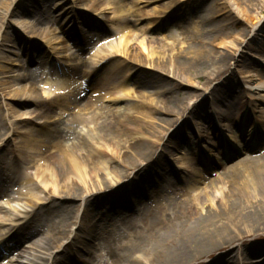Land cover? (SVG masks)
<instances>
[{
  "label": "bare ground",
  "instance_id": "bare-ground-1",
  "mask_svg": "<svg viewBox=\"0 0 264 264\" xmlns=\"http://www.w3.org/2000/svg\"><path fill=\"white\" fill-rule=\"evenodd\" d=\"M24 1L16 0L17 5L12 11L10 7L3 12L0 11V15L4 14L2 23H5L9 16L21 14L28 17L30 15L32 22L25 21V27L27 26L32 37L43 34L44 30L41 27L45 20L51 17L48 8L45 9V7L52 0H40L44 10L39 9V13H36V7L34 9L32 6L31 11L17 9ZM252 1H255L257 5H251L255 7V13L250 14L242 8L245 1H236L246 26L244 28L247 29L242 30L241 39H238L242 46L248 38L246 31L253 33L257 32L259 26L261 30L264 28V0ZM123 2L104 5L102 0H88L90 14H100L104 18L103 21L98 22L99 30L91 37V40L76 44V53H70V47L63 44L60 49L61 54L58 56L41 55L39 64L41 70H44V86H47L41 95L50 102V110L41 115L43 121L37 130L17 129L18 124L24 121L26 115H29L21 112L19 107L25 106L24 104L28 101L38 104L41 100L36 93L34 80L37 77L34 72H23L17 78L16 83L28 81L31 82L32 87L31 89L26 86L17 87L12 91L13 94L9 93L8 96L14 104L0 102V151L8 141H13L15 138L16 142L11 156L6 157L4 162H0V199L8 198L6 202H0V228H3L0 229V257L15 254L18 250L14 249L17 247L21 250L13 258L7 257L5 261H8V264L20 263L22 258H26V261L21 264H35L42 261L44 264H49L53 255L43 243L34 242L30 244L31 247H24L25 243L33 240V234H24L23 227L33 220L38 222L46 220L48 212L55 210L64 212V215L70 218V223L76 227L79 226L78 230H81L85 226L84 221L89 213L103 207L105 212H101L98 222L94 223L89 231L92 237H94L93 233L98 234L102 227H119L120 224H128L125 221L141 224L152 211L161 224L168 221L173 223L171 233L164 232L163 235H159L154 246L128 260L130 264H197L199 261L208 260L211 255H215L221 249L236 245L238 248L247 238L264 233V154H262L264 151V82L255 88H252L253 80L250 82L251 88H243L240 82H231L230 95H233L235 99L234 106L228 96L223 97L221 99L223 108L214 110L213 117L208 121V129L194 134L187 143V150L183 148L175 156L168 152L172 160L170 167L163 168L164 172L159 175L161 182L152 180V185L141 192L131 187L128 188V192L122 189L119 191V187L129 184L123 180L128 172L126 180L130 177L135 180L137 175L145 171L146 162L154 158L155 153L149 147L138 145V143L144 139L152 145L160 146L162 141H158L156 137V128L160 125L156 122L161 121L165 127L172 123L165 118L146 123L149 118H152L151 113L155 111L154 109H160L161 113L168 117L177 114L186 115L189 111L184 100L178 104L162 98L158 101H144L143 96L146 98V95L138 92L136 88L140 83L138 78H141L137 76L138 78L135 79L137 75L135 70L140 65L134 66L130 57L137 55L139 51L142 52L148 60V67L166 70L165 72L176 80L177 86H190L195 78L199 79L198 73L202 72L207 79L203 86L206 93L210 90L212 80L220 77L222 72L230 70V56L218 55L216 52L218 47L216 42L221 40L223 33L229 30V26L224 23L225 18L222 19L224 14L221 10L224 8L214 12L210 9L204 10L205 12L203 11L204 13L199 16L200 23L203 25L202 29L198 28L199 22L193 23L196 27H189L187 20H191V16L194 17V15H191L190 10L182 11L183 15L184 13L187 15V24L178 26L177 22L175 26L178 31H170L169 35L172 41L182 44L187 41L186 35L189 32L191 38H189L188 49L176 50L162 44L159 38H155V31H166L170 27L169 22L176 17L178 10L167 7L171 6V2L131 0V3L127 5ZM140 5H144L149 10V18H145L141 9L137 8ZM163 5H166L167 9ZM226 6L230 12L229 4ZM58 16H63V13ZM255 19L256 22H253ZM240 22L242 20L237 19L236 26L240 25ZM55 32L57 34L59 31L55 30ZM4 34L3 36L0 32V41L5 39L10 43L14 42L9 33ZM92 41L106 48H103L101 52L91 53L89 60L85 61L83 54L86 46H90ZM27 43L30 46L34 44L30 41ZM14 44L18 52L26 51L25 45ZM245 53L247 51L243 50L239 59L236 53H231L232 61L237 59L235 65L243 66L239 73L237 70L234 72L235 75L236 73L243 75L244 61L248 56ZM119 55H122L124 60L117 59ZM255 61L264 62V58L256 56ZM78 71L81 73V82L76 78ZM259 71L258 76L262 78L264 73ZM244 73L249 72L244 71ZM145 83L146 87L155 84L148 79ZM4 85L3 82L0 83V86ZM172 90L173 87L168 85L162 86L159 92L167 96L173 92ZM89 93L92 96L86 98ZM85 98L86 101H84ZM126 101H133L130 109L138 114L143 122L138 120L137 124H132L130 132L122 129L124 123L117 122L119 125L115 127L114 133L106 136L100 134L103 140L92 148L93 150L83 151L80 144L73 143L71 147L64 145L62 138L65 133H72L71 129L64 130L62 134L50 129L55 123L56 113L61 109L69 112L70 124L83 126L89 124L91 130L94 127L112 126V119L101 123L99 122L101 118L96 113L89 118L80 117L75 111L81 106L75 104L85 102L81 111L83 112L94 110L98 102L126 103ZM72 105H75L74 112H72ZM234 107L239 111H234ZM250 121L252 125H255L247 134L244 130ZM152 123L157 126L155 127ZM216 125L221 126L220 136L211 133ZM149 128L150 131L147 132ZM234 129L236 130L233 131ZM203 140L207 141V145L201 144ZM173 150L177 151L174 148ZM194 150H197L196 159L199 161L200 169L191 162ZM240 151L259 154L253 158L241 159L235 165L227 167V163ZM128 155L134 161H124V157ZM115 162H124L122 167L127 173L121 175L120 169H112L110 165ZM167 172L175 175L173 184H168L167 188L171 193L177 192L176 195L167 200L169 193L162 190L159 195L151 198L152 200L146 198L151 192L160 188L162 181L167 179ZM21 185L26 186L25 193L16 190V187ZM108 188L118 191L120 195L130 193L134 201L143 198L146 200L136 205L121 206L122 203L118 200L109 198L106 201L88 205V199L91 196L105 194ZM79 197H81V206L87 205L85 217L81 221L80 214L76 216L73 208L64 204L68 198ZM174 206L178 211L174 212L173 216H168V209ZM5 226L8 228H4ZM52 232L59 240L67 238V246L75 245V239L71 240L72 237L68 236L67 229L56 226ZM17 233L22 240L18 241ZM71 233L74 234V229ZM89 234L87 238L82 239L84 245L90 243ZM15 238L17 243L9 247L7 243ZM59 248L61 249V246ZM262 248L254 249L249 255L243 250L241 254L236 251L230 257L219 260V263L264 264V259L252 260V257L262 252ZM85 251L87 253V250ZM88 253L93 256L90 250ZM107 254L109 255V252ZM232 256L235 260L230 261ZM73 258L72 264H88L82 255H74Z\"/></svg>",
  "mask_w": 264,
  "mask_h": 264
},
{
  "label": "rangeland",
  "instance_id": "rangeland-1",
  "mask_svg": "<svg viewBox=\"0 0 264 264\" xmlns=\"http://www.w3.org/2000/svg\"><path fill=\"white\" fill-rule=\"evenodd\" d=\"M16 0H0V11H5L7 8L10 7L11 11L13 8L17 5ZM124 1V2H123ZM236 1L241 0H166V3L171 2V7L175 10H178V13L176 14V17L172 18V20L169 22V29L166 31H155V38H159L162 44L169 45L172 48L178 50V49H188V43L190 44L189 38H191V33L189 32L186 36V42L182 44L181 42L175 43L172 41L169 33L171 32H177L178 28L175 26L177 22L179 23L178 26H184L186 25V16L185 13H181L182 11L186 12V10H190L191 20H187L189 22V27H196L193 25V23L199 22V29L203 28V25L200 23L201 14H203L205 11L210 9L211 12H214L215 10H219L220 8H224L222 13L224 14L222 16V19L225 18L224 23L229 26V30H227L225 33H223V38L216 42L217 47V54H225L229 55V67L230 70L226 72H222L220 77L217 79L212 80V83L210 85V90L208 93H206V90L203 89V86L207 82V79H205V76L202 72L198 73L199 79H196L192 81L190 86H177L176 80L173 79L172 75H169L167 72L161 70V69H152L148 67V60H146V57L143 55L142 52L139 51L141 54H137L135 56L130 57V60L134 62L135 65H140L139 68H136L135 79H137V76H140L141 79L138 78L139 82L137 91L141 94H145L146 98L143 96L144 101H158V99H165L170 100L174 104H178L181 100H184L186 108H189V111L186 115H179L177 114L172 115L168 117L166 114H162L160 109H154L155 111L152 112V118H149L146 123L148 122H156V120L165 118L169 122L172 121L170 126L165 127L161 124V121L156 122V124L160 125L159 127L155 124H153L155 127L157 126L156 130V137L158 141H162L160 146L152 145L151 143L145 141L142 139L138 145H143L149 147L150 150L155 153L154 158L150 159V161L146 162L145 171L140 173V175H137L135 180L133 177H130L126 180L127 176L129 175V172L125 169H123L122 163H112L110 166L112 169H120V174L124 175L127 173L125 179V182L129 183L127 185H123L119 187V191L122 189L124 191L128 192V188L133 190H146V188L151 184L152 180L158 182L160 181L159 175L163 171V168L170 167V163L172 160V157L169 156L168 152L173 153V156L178 154L180 150L184 148V150H187L188 145L187 143L192 139L194 134H197V132H201L203 130H207L209 126V120L213 117V113L215 112V109L223 108V103L221 102V99L223 97L228 96L231 100V104H235V99L233 98V95H230L231 89L230 85L231 82L236 81V83L240 82L243 88L249 87L251 88L250 82L254 81V86L252 88H255V86L260 85V83L264 82V76L261 78L258 76L260 74V71H263L264 73V62L255 61V57L259 56L261 58H264V28L261 30V26L258 27L256 30L257 32H248L246 31V34L248 38H246V43L240 45L241 41H238V39H241L242 30H247L246 26H244V20L242 18V14L239 12ZM245 1L243 5V9L249 13H255V7L251 6L257 5L255 1L252 0H242ZM103 4H117V3H125L127 5L128 3H131V0H102ZM15 3V4H14ZM18 3V2H17ZM165 3V4H166ZM88 0H52L46 5L45 9L48 8L49 13L51 14V17L45 20L44 24L42 25L41 29L44 30L43 34L38 35L36 37H32L31 33L29 32L27 26L25 27L24 23L32 22V19L30 15L28 17H24V15H14L13 17L9 16L5 23H2L4 20V14L0 15V32L4 36L5 32L9 33V36H11L14 39L13 43L8 42L7 40H1L0 41V83H4V86H0V102L8 103V104H14V101H11V98L8 96L9 93H12L17 87L26 86L27 88L31 89V82H17V78L19 75H21L23 72H34V75L37 77L34 80V84L37 88V96L41 99L38 104H36L33 101H28L24 105L19 107L21 109V112H26L29 115H26L23 122H20L18 124L17 129H26V130H37V127L42 123L43 119L41 118V115L50 110L49 104L50 102L46 101L42 97L43 89L47 86H44L45 82V75L43 74L44 70H41L40 62H41V55L48 56L49 54H55L58 56L61 54V48L63 44H67L70 47V53H76L75 45L78 43H84L85 41L91 40V37L94 36L96 33L98 22L103 21L104 18H102V15L100 14H90V8H88ZM226 4H229L231 10L229 12V8H227ZM36 7L35 11L36 13H39V9L44 10L43 4H41L40 0H25L22 5L18 6L17 9H22L27 11L33 10L32 8ZM57 6V8H55ZM131 7V6H129ZM165 9H167L166 5H163ZM162 7V8H163ZM137 8L141 9V13L143 16H146L145 18H149V10L145 8V6H139ZM203 8V9H201ZM241 8V10H243ZM163 9V10H165ZM201 9V10H198ZM204 11V12H203ZM63 13V16L59 17ZM75 14V15H74ZM74 16V18H73ZM158 17L157 15H155ZM264 16V14H263ZM261 16V18L263 17ZM237 19L242 20L240 22L241 24L236 26L235 21ZM130 20V18H129ZM256 22V19L255 21ZM157 24H160V22H157ZM2 25V26H1ZM187 27V26H185ZM56 31H59L56 34ZM81 30V31H80ZM79 31V34H78ZM81 32V33H80ZM251 33V34H249ZM245 34V33H244ZM30 41L31 43H34L32 46L27 43ZM18 43L21 45H25V52H18V49L16 48V44ZM234 43V44H232ZM235 45V46H234ZM232 47H235V49H232ZM28 48V50H27ZM103 48H106L105 46L97 45L95 41H92L90 43V46H86V51L83 54V58L85 61L89 60L91 57V53L97 51L101 52ZM239 49V52L237 53ZM240 49L241 52L247 51L248 54L246 60L244 61L245 70L243 69V75L239 73L242 70V67H237L235 65V60L232 61L233 55L231 56V53H236L237 58L240 57ZM14 52L19 53L15 55ZM235 57V56H234ZM117 59L124 60V57L122 55L117 56ZM19 61V62H18ZM16 64H20L21 66H17ZM237 70V77L234 74V72ZM244 71L249 73H244ZM235 75V76H234ZM77 81L81 80V73L78 71L76 73ZM152 81L155 83L154 85H150L146 87V80ZM81 82V81H80ZM170 85L173 87V92L170 93L167 96L160 94V89L162 86H168ZM150 87V88H149ZM248 89V88H247ZM221 90V91H219ZM14 93V92H13ZM12 93V94H13ZM88 96L86 98L91 97V93L87 94ZM185 95V96H184ZM249 96V94L247 93ZM192 96V97H191ZM185 97V98H184ZM86 98L84 101H86ZM25 102V101H24ZM78 103V104H77ZM75 105L81 106L80 109L76 110V114L79 115L82 118H89L92 117L94 113L99 114L101 123H105L107 121L112 119L113 125L112 126H105V127H98L93 130L89 128V124L87 126L83 125H77V124H70L69 123V112L65 109H61L58 111L55 115V123L51 126V131H56L57 133H61L64 130L71 129L73 130L72 133L64 134L63 136V143L64 145L71 147L72 144H80L81 149L84 151L85 149L93 150L92 148H95V146L99 145V142H102L103 138L100 137V134L103 136H106L107 134H112L115 131V127L119 124L117 122L124 123V126H122V129L126 132H130L132 129V124H137L138 120L142 121L140 119V116L138 114H135L133 110L130 109V106L133 105V101H126L125 102H115V103H109V102H98L97 107H95L94 110L91 111H82V108L84 107L83 103L77 102ZM72 112H74V106ZM234 111H239L236 107L233 108ZM243 111V110H242ZM109 122V121H108ZM143 122V121H142ZM167 124V123H166ZM170 124V123H169ZM255 125V124H254ZM252 121L248 123V127L244 130V132L248 134L253 127ZM205 128V129H204ZM221 126L216 125L212 129L211 133L215 134L217 136L221 135ZM238 129V128H237ZM40 130V129H39ZM234 129L233 131H235ZM51 131H44V132H51ZM147 132L150 131L146 130ZM243 131V129H242ZM235 133V132H234ZM250 133V132H249ZM236 135V134H234ZM15 140V138H14ZM8 141L6 146L0 151V162H4L6 157H10L13 151L15 150V141ZM207 141L201 142V144L207 145ZM215 142V141H214ZM222 142V141H221ZM227 142V141H226ZM223 143V142H222ZM176 149L177 151L173 150ZM260 150V148L258 149ZM196 152L197 150H194L192 153V164L197 166V168L200 169V164L198 159H196ZM258 152V151H256ZM262 152V151H261ZM259 153H250L246 151H240L234 155V158L227 163V167L235 165L238 161L241 159H247L250 157H256ZM264 154V151L262 152ZM167 155V156H166ZM124 161H134L133 158H131L130 155L124 157ZM226 167V166H225ZM226 167V168H227ZM224 168V169H226ZM223 172V171H221ZM167 174V175H166ZM166 180L162 181V184L159 189H156L154 192H151V194L146 198H152L159 195L162 190H166L168 184L173 183L175 180V175L171 174L170 172H167ZM158 177V178H156ZM210 177V176H208ZM123 187V188H122ZM145 188V189H144ZM16 190L19 192H26L27 188L24 185L16 187ZM105 194H97V196H91L88 199V205L92 203H98L108 200L109 198L113 200H118L120 203H122L121 206H124L126 204L136 205L141 202H145L143 200H146L145 198L141 200H133L132 195L130 193H124L122 195L119 194L118 191L114 189H106ZM14 195V194H13ZM83 196V195H82ZM81 196V197H82ZM66 199L65 205L69 206V208H73V213L77 215L80 214L79 220L81 221L83 217H85L86 212V206H81L80 199ZM118 197V199H117ZM151 199V200H152ZM8 200L7 197L1 198L0 201L6 202ZM82 207V208H81ZM103 208V207H102ZM97 209L89 213L87 219L84 221V228L81 230H78L79 226L76 227V225L71 224L70 218L66 215H64V212H60V210H55L48 212V218L44 221H36L33 220L32 222H29L26 224L23 228L24 234H33V240L25 243L24 247H31L30 244H33L34 242H41L43 243L44 247L48 249L49 252L52 253L53 257L52 260L49 262V264H72V259H74V255H82L88 264H130L128 260H131L135 258L138 255H141L144 253V251L147 248H150L154 246L155 241L157 240L159 235H163L164 232H172L173 231V223H164L161 224L158 222V218L155 213H151L150 216L145 218L141 224H136L134 222L120 225V227H113V228H105L102 227L99 229L98 234L93 233L94 237H92L89 234V231L94 225V223L98 222L99 216L101 212H105L104 209ZM121 211L125 209H120ZM119 210V211H120ZM178 210L175 208V206L171 209H168L167 215L173 216L174 212H177ZM176 223V222H175ZM65 228L67 229L68 236H71L74 240V246L69 247L67 246V238L59 240L57 237H54V233L52 230L56 227ZM8 228V226L4 227ZM0 229H3L2 227ZM74 229V234L71 232ZM1 232V230H0ZM88 234L91 237L89 245H84L82 243V239H85L88 237ZM21 233V237H22ZM80 238V240H78ZM17 239L18 241L22 240L20 238V235L17 233ZM17 239L15 238L13 241L8 242V246L11 247L13 244L17 243ZM78 241V242H77ZM77 242V243H76ZM61 246V249L59 248ZM95 246L96 248H94ZM3 247V246H2ZM75 247V248H74ZM263 247V248H262ZM128 248V249H127ZM262 252L252 257V260H259L262 261L264 259V233L259 234L255 237L247 238L240 247L237 248L236 246H230L224 249H221L218 251L215 255H211V257L202 261H199L197 264H226V262L219 263V260L226 259L227 257H230L231 255L235 254L236 251H238L240 254L242 253V250L245 254L249 255L252 253L254 249H261ZM14 250H18L15 252V254H19L21 250L19 247L15 248ZM87 250V253L86 251ZM93 252V256L88 253V251ZM63 252V253H62ZM109 252V255L107 253ZM15 254H12L10 258H13ZM7 257L3 256L0 257V264H8V261H5ZM234 256H232V260ZM56 259V261H55ZM229 259V258H228ZM21 262L26 261V258L20 259ZM55 261V262H54ZM102 261V262H101ZM229 261V260H228ZM21 262L17 264H21ZM23 264V263H22ZM25 264V263H24ZM35 264H44V262H36ZM229 264V262H227Z\"/></svg>",
  "mask_w": 264,
  "mask_h": 264
}]
</instances>
